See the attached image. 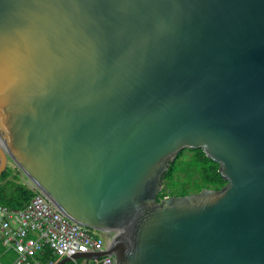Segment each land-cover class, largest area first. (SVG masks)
<instances>
[{
  "label": "water",
  "instance_id": "95a60500",
  "mask_svg": "<svg viewBox=\"0 0 264 264\" xmlns=\"http://www.w3.org/2000/svg\"><path fill=\"white\" fill-rule=\"evenodd\" d=\"M228 184L159 200L180 152ZM14 164L117 264H264V0H0Z\"/></svg>",
  "mask_w": 264,
  "mask_h": 264
},
{
  "label": "built area",
  "instance_id": "2783aa9c",
  "mask_svg": "<svg viewBox=\"0 0 264 264\" xmlns=\"http://www.w3.org/2000/svg\"><path fill=\"white\" fill-rule=\"evenodd\" d=\"M23 182L35 193L25 208L13 210L0 204V264H43L39 256L47 248L59 261L109 250V235L71 221L32 180L24 176ZM83 264L117 261L113 255H103L97 260L84 259Z\"/></svg>",
  "mask_w": 264,
  "mask_h": 264
},
{
  "label": "trees",
  "instance_id": "16d2710c",
  "mask_svg": "<svg viewBox=\"0 0 264 264\" xmlns=\"http://www.w3.org/2000/svg\"><path fill=\"white\" fill-rule=\"evenodd\" d=\"M24 174L18 168H8L0 178V204L13 210L23 209L35 193L23 182ZM228 182L220 172V165L202 149H186L178 155L165 175V187L159 200L167 196H187L204 189L221 190ZM5 250H3L4 252ZM43 264L59 261L50 249L39 256ZM66 264H83V260Z\"/></svg>",
  "mask_w": 264,
  "mask_h": 264
},
{
  "label": "rangeland",
  "instance_id": "374dc122",
  "mask_svg": "<svg viewBox=\"0 0 264 264\" xmlns=\"http://www.w3.org/2000/svg\"><path fill=\"white\" fill-rule=\"evenodd\" d=\"M11 167H12V168H16L14 164H11Z\"/></svg>",
  "mask_w": 264,
  "mask_h": 264
},
{
  "label": "crops",
  "instance_id": "0c3cea01",
  "mask_svg": "<svg viewBox=\"0 0 264 264\" xmlns=\"http://www.w3.org/2000/svg\"><path fill=\"white\" fill-rule=\"evenodd\" d=\"M62 260H64V259H62ZM62 260H61V261H62ZM82 260L84 261V259H82ZM59 263H60V261L58 262V264H59ZM65 264H66V263H65Z\"/></svg>",
  "mask_w": 264,
  "mask_h": 264
}]
</instances>
